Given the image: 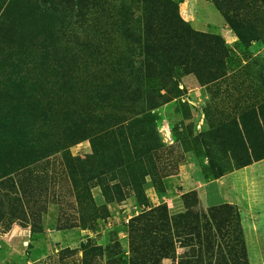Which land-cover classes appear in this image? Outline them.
Returning <instances> with one entry per match:
<instances>
[{"label":"rangeland","instance_id":"374dc122","mask_svg":"<svg viewBox=\"0 0 264 264\" xmlns=\"http://www.w3.org/2000/svg\"><path fill=\"white\" fill-rule=\"evenodd\" d=\"M120 4L95 11L94 50L58 45L37 62L31 77L40 84L8 93L12 72L0 71V105L34 103L40 112L30 119L51 131L37 134L30 153L11 141L0 149V264H248L237 211L206 210L196 191L234 166L228 151H241L232 135L229 148L206 136L207 89L190 91L194 75H182L151 110L139 91L115 85L123 69L90 64L131 55ZM230 48L231 70L264 76V37ZM203 216L204 234L176 227Z\"/></svg>","mask_w":264,"mask_h":264},{"label":"trees","instance_id":"16d2710c","mask_svg":"<svg viewBox=\"0 0 264 264\" xmlns=\"http://www.w3.org/2000/svg\"><path fill=\"white\" fill-rule=\"evenodd\" d=\"M112 1L0 0V33L3 37L0 40V71H10L13 76L17 74L16 80L13 76L7 78L6 85L3 84L5 90L9 93L40 84L41 80L35 82L31 77L32 72L39 68L37 62L48 60L56 52L58 45H66L68 50H94L95 11L108 8ZM120 1V8H128L123 25L131 55L114 61L91 58L90 64L123 69L116 76L115 85L139 91V101L148 104L151 110L165 104L167 95L174 94L182 75H194L199 85L207 89L209 97L205 115L210 131L206 136L213 140L212 145L229 148L232 135L241 148L238 153L228 151L235 164L218 174L215 180L264 159L263 74H251L248 67H243L241 72L231 70L230 46L220 35L194 30L180 17L179 5L173 0H131L125 6L124 0ZM213 2L240 44L250 47L263 39L264 34L257 32L254 24L258 19L264 22V0ZM38 20L43 22L42 25L32 26ZM82 35L84 37L80 39ZM52 37L59 40L58 43ZM39 39L43 43H37ZM33 112H40L34 103L0 105V130L5 131L0 134L3 143L0 149L11 141L22 144L20 150L30 153L40 138L38 133L50 135L51 131L47 132L44 125L30 119ZM247 142H251L250 147ZM224 208L236 210L239 216L238 208L233 205L213 207L209 211Z\"/></svg>","mask_w":264,"mask_h":264},{"label":"crops","instance_id":"0c3cea01","mask_svg":"<svg viewBox=\"0 0 264 264\" xmlns=\"http://www.w3.org/2000/svg\"><path fill=\"white\" fill-rule=\"evenodd\" d=\"M179 8L184 21L198 27V32L220 35L229 46L239 43L213 0H183ZM188 82L193 86L190 91L200 87L195 77L188 78ZM196 191L206 210L222 205L238 208L247 262L264 264V159L207 182ZM206 217H202L203 223L197 220L191 225L179 222L176 227L188 236L204 234L207 232Z\"/></svg>","mask_w":264,"mask_h":264}]
</instances>
